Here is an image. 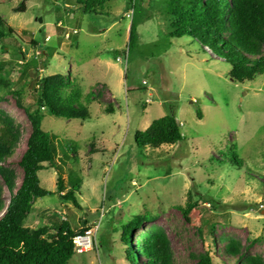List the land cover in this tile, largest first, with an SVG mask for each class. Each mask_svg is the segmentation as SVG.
<instances>
[{
    "label": "rangeland",
    "instance_id": "1",
    "mask_svg": "<svg viewBox=\"0 0 264 264\" xmlns=\"http://www.w3.org/2000/svg\"><path fill=\"white\" fill-rule=\"evenodd\" d=\"M22 1L0 0V16L13 29L0 49L10 83L0 86V110L21 131L20 143L3 165L15 172L16 184L22 181L18 160L31 126L14 91L22 90V104L34 109L35 81L62 74L83 89L91 115L82 122L42 109V128L54 137L56 162L63 155L62 141L77 148V158L68 152L63 177L68 184L72 172L81 180L80 208L56 194L39 198L24 225H46L55 213L75 229L82 222L87 228L96 224L94 244L71 264H129L122 228L148 213L152 220L134 236L162 229L172 264H206V257L212 264H236L226 253L231 246L239 250L240 264L248 258L264 264V76L235 84L229 65L198 42L168 38L167 0H111L107 16L72 13V0H27L26 12L16 13ZM134 9L145 20L138 27V49L129 54ZM168 114L176 117L184 140L140 150L135 131ZM232 145L244 161L239 168L209 163ZM39 178L43 188L57 191L53 168L40 171ZM0 186L7 200L1 178ZM189 201L198 206L187 220L179 207ZM137 258L144 261L142 255Z\"/></svg>",
    "mask_w": 264,
    "mask_h": 264
},
{
    "label": "trees",
    "instance_id": "2",
    "mask_svg": "<svg viewBox=\"0 0 264 264\" xmlns=\"http://www.w3.org/2000/svg\"><path fill=\"white\" fill-rule=\"evenodd\" d=\"M72 1V13L79 10L83 14L109 15L107 8L111 0ZM26 2L23 0L15 12L25 13ZM166 12L171 18L168 38L189 37L198 42L202 50L207 49L213 57L229 65L228 77L233 83L243 85L264 76V0H167ZM144 20L141 12L134 9L129 54L138 49V27ZM11 33L13 29L0 16V49H5L2 44ZM23 33L28 34L27 31ZM31 44L39 46L36 41ZM42 64L45 66L44 62ZM4 70L5 67L0 65V86L8 88L10 83L4 76ZM35 87L34 109L22 104V90L14 91L18 106L25 111L31 126L26 149L18 160L23 172L20 185L16 184L15 172L3 164L13 156L20 143L21 131L0 110V178L9 193L8 199L4 200L0 186V264H71L76 255L73 240L77 234H83L88 229L84 222L81 229H75L57 213L50 214L47 224L40 227H26L24 222L37 199L53 194L80 208L77 193L81 189V180L75 178L72 172L69 173L68 184L63 177L65 161L69 160V153L77 158V148L73 142L62 141L60 147L63 155L56 162L54 137L42 128L46 115L42 109L56 118L86 122L91 119L88 108L90 101L87 97L84 99L83 89L76 81L62 74L38 78ZM201 115L198 111L199 119H202ZM134 138L140 150L173 146L184 140L180 124L171 114L155 120L145 131L136 130ZM242 162L234 145L226 147L217 158L209 160L211 165L217 163L219 167L228 163L239 168ZM46 168H53L57 172L55 193L41 186L39 172ZM197 206V202L189 201L186 208H179L189 220L187 213ZM151 220L150 214H139L122 228L121 242L125 246L124 256L129 264H172L169 240L162 229L154 227L142 237L134 236ZM212 230L213 225L210 236ZM226 253L236 258V264H240L242 257L235 246L229 247ZM137 254L142 255L143 262L138 260ZM245 261V264H260L257 258ZM206 262L212 264L207 257Z\"/></svg>",
    "mask_w": 264,
    "mask_h": 264
},
{
    "label": "built area",
    "instance_id": "3",
    "mask_svg": "<svg viewBox=\"0 0 264 264\" xmlns=\"http://www.w3.org/2000/svg\"><path fill=\"white\" fill-rule=\"evenodd\" d=\"M98 228V225H94V228H88L83 234H77L73 240L75 246V252L78 255L84 254L88 251V248L94 244L91 242V236Z\"/></svg>",
    "mask_w": 264,
    "mask_h": 264
}]
</instances>
